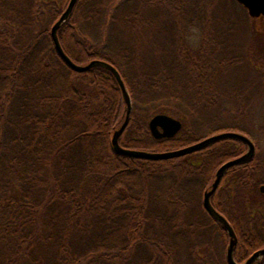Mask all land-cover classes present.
<instances>
[{
  "label": "trees",
  "instance_id": "obj_1",
  "mask_svg": "<svg viewBox=\"0 0 264 264\" xmlns=\"http://www.w3.org/2000/svg\"><path fill=\"white\" fill-rule=\"evenodd\" d=\"M112 1L77 0L58 37L74 61L100 58L119 70L132 103L122 146L163 151L225 130L251 136L245 126L252 97H235L239 108L227 119L241 125L214 127L225 119L224 98L231 97L217 78L245 60L250 77L264 86V63L251 66L248 51L243 58L219 52L208 29L209 0L197 2L201 36L195 50L185 45L181 20L183 4L191 0H169L180 17L176 31L168 26L166 47L148 45L134 57L124 49L121 62L103 51L100 19L109 17ZM163 1L139 0L145 7ZM67 2L0 0V264H227L226 230L197 202V191L247 145L223 138L164 160L117 154L110 139L124 120L125 104L115 77L100 66L70 69L50 36ZM122 21L139 36L156 32L138 9ZM90 28L100 31L99 40ZM165 50L171 53L167 65ZM150 52L152 63L145 58ZM159 112L182 122L174 137L151 136L148 121ZM252 139L256 153L227 169L211 196L235 230L237 261L264 245V160L260 138ZM210 224L220 250L205 239ZM253 264H264V257Z\"/></svg>",
  "mask_w": 264,
  "mask_h": 264
},
{
  "label": "rangeland",
  "instance_id": "obj_2",
  "mask_svg": "<svg viewBox=\"0 0 264 264\" xmlns=\"http://www.w3.org/2000/svg\"><path fill=\"white\" fill-rule=\"evenodd\" d=\"M184 1L189 2L190 0ZM198 1L199 0H191V4H183V6H185H182V9L185 12V14L182 16L183 19H181L184 22L183 29H185V45L191 50H195L200 43L199 40L201 36V30L199 28V21L201 20L200 17L195 13V11L198 10ZM209 1L210 3L207 4L209 6L208 29L210 30L209 34L211 36L212 42H216V40H218L222 47L219 52L223 53L225 50H229L233 55L243 58L244 52L248 51L250 57L252 58V61L250 62L251 66L255 68L262 66L264 63V19L251 18L247 11L245 12L240 4L234 0ZM192 2L195 3L194 6H192ZM109 6V17H103L100 19V21H104L103 23L105 24L103 51L110 53V56H113V58H116L119 62H121L120 60L122 59L119 52L124 49H128L129 52L131 51L130 53L132 57H134L139 51L143 54L142 49L144 50V48H146L148 45L151 46L152 44H158L160 47L165 48L168 35V26L173 27L176 31L175 28H177L180 17V15L177 14V9L172 8L174 5L172 6L171 1L169 0H165L163 3L157 5L154 4V6L150 5L147 7L140 6L139 0H113L112 4ZM137 9L141 12L143 17L149 21L153 20L154 24L157 26L154 28L156 32H153L151 35H149L148 32H143L140 35L143 36L141 42L139 41L140 36L138 35L140 30L133 28V30L128 31L125 29L122 21V16L124 14H132L136 12ZM114 15L118 16L115 18L112 17L114 19L113 20L110 16ZM189 22L191 24L193 23L194 26L187 27ZM80 24H82V21ZM81 26L85 28L84 24ZM87 30L92 35V38L99 40L101 36L100 31H97L94 28ZM98 32L99 34H97ZM156 33L158 34L156 35ZM115 52L117 53V57L114 55ZM170 55L171 53H169L168 50L163 52L162 59L166 65L170 61ZM152 56H154L152 52L145 56L147 60L149 59V61H147L148 63H152L150 58L156 59V56L155 58ZM75 61L81 64L80 60ZM217 81L218 83H225L223 85H226L227 93L230 94L229 96L231 97L224 98L226 103H224L225 109L223 108L224 112L222 115L225 119L222 123L218 124L216 122L214 127H219L221 125H241L240 123H236L235 121H230L227 119L231 117L230 115L235 114L239 108V106L234 103L235 97L238 95H242L244 98L252 97V100H254L253 104L250 106V109H248L249 111L247 110L249 114V124H247L245 128L252 137L260 138L258 155L264 160V138L261 137V133L264 132V127H260V123H264V89L262 88L264 86L261 84L263 80H261L258 76L257 79L255 78V80H253L250 77L249 69H247V61L242 60L237 62L236 65L234 64L230 66L229 71H226L224 74L222 73V76L217 78ZM217 113V110L214 109V115ZM247 136L252 139L251 136ZM252 141L254 142L253 139ZM204 186L205 185L201 186L197 191V202H199V204H202L203 192L206 187ZM203 217L206 220L208 219L205 215H203ZM208 226L209 228H207L205 232V239L208 240L209 236L211 239V247L220 250L223 246L219 237L214 231V225L210 224Z\"/></svg>",
  "mask_w": 264,
  "mask_h": 264
},
{
  "label": "water",
  "instance_id": "obj_3",
  "mask_svg": "<svg viewBox=\"0 0 264 264\" xmlns=\"http://www.w3.org/2000/svg\"><path fill=\"white\" fill-rule=\"evenodd\" d=\"M235 1L246 9L248 15L251 18L264 19V0H235ZM76 2L77 0H68L65 9L60 14L59 18L51 26L50 36L58 55L70 69L76 72H83L93 66H100L109 70L115 77L119 85V88L121 90L123 101L125 104L124 107L125 117L122 124L118 128H116L111 135L110 141L113 150L117 154L125 155V156L143 158L148 160H164V159L183 156L198 151L206 147L207 145L223 138H235L243 141L247 145L245 152L239 156L226 160L216 169L214 173V178L210 183V186L206 188L203 192L202 206L206 211V213L212 219L220 223L226 230L228 236L226 252H225L227 264H253L257 260L263 258L264 246L252 252L245 260L241 262L236 261V259L234 258V250L237 243V235L235 233V230L228 221V219L221 212H219L211 202V196L213 192L217 189L227 169L239 163L245 162L253 157L255 153V144L252 141V139H250L246 134L242 132L234 131V130H225L214 133L209 136L202 137L201 139L194 141L188 145L175 149L163 150V151H150L145 149L129 148L122 146L119 142V136L121 135V133L123 132V130L127 125V121L132 110V103L129 92L126 88V85L119 70L111 62L100 58L91 59L85 64L77 63L65 52L58 37V29L65 22V20L68 19ZM148 128L151 136L155 139L172 138L182 128V122L174 116H171L167 113L159 112L153 114L150 117L148 121ZM259 191L261 193H264V184L259 186Z\"/></svg>",
  "mask_w": 264,
  "mask_h": 264
}]
</instances>
